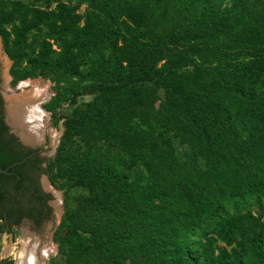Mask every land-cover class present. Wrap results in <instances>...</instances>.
<instances>
[{
  "label": "trees",
  "instance_id": "16d2710c",
  "mask_svg": "<svg viewBox=\"0 0 264 264\" xmlns=\"http://www.w3.org/2000/svg\"><path fill=\"white\" fill-rule=\"evenodd\" d=\"M45 1L0 0V35L13 84L87 81L47 166L65 198L85 191L65 205L57 264H264V209L245 207L264 199V0ZM1 104L6 168L22 150Z\"/></svg>",
  "mask_w": 264,
  "mask_h": 264
},
{
  "label": "rangeland",
  "instance_id": "374dc122",
  "mask_svg": "<svg viewBox=\"0 0 264 264\" xmlns=\"http://www.w3.org/2000/svg\"><path fill=\"white\" fill-rule=\"evenodd\" d=\"M25 2L33 3V5L44 7L46 6L45 0H24ZM48 7L52 8L55 6L56 2L54 0H48ZM70 6H74L76 11L81 14L94 13L96 10L91 7L87 2L81 0H63ZM10 31V36H13L12 26L6 24L5 26ZM33 32L28 35L26 40L29 43L28 56L31 54L30 50H32V42ZM26 60L22 62V65H26ZM12 65L11 58L5 52L2 39L0 35V94L5 99L8 97H15L19 99H27L29 95L32 93V86L37 85L39 88H44L49 96L46 98L45 102H42L41 108L45 110L46 117L43 119L44 124L47 126V131L42 134L41 138L44 136H48L50 143L46 148H50L47 155V162L49 165L50 161L53 160L55 155L54 145L56 140L63 132V120L64 117L69 115L74 107L73 104L69 101L70 93L73 90L84 89L87 81L85 78L80 76L73 75L71 73H66L61 70H57L54 72H49L45 76L36 75V76H28L24 79H20L16 81V83H12V75L10 74V67ZM27 97V98H26ZM93 98V94H88L86 92L77 96L76 101L78 104L89 101ZM60 139V137H59ZM42 142V141H41ZM175 153L182 159L183 153L185 151H189L186 145H181L177 140H174ZM57 148V147H56ZM48 173V172H47ZM51 173L55 174V169L51 170ZM49 177V174H48ZM45 180L46 177L44 176ZM50 180V179H49ZM53 184V193L55 195V202L57 208L55 209V220H54V229L53 233H48V237H45L50 244V251L44 257L42 264H57L63 261V256L59 253V245L57 242L56 231L60 226V222L62 221L65 205L68 203L73 206L74 198L80 194H83L85 191L80 187H70L67 190V197L65 198L64 192L66 189V181L65 179L57 178ZM65 184V185H64ZM55 206V207H56ZM245 207L250 209L254 214L259 213L261 209H264V199L261 200L260 204L255 202L254 200L249 201L245 204ZM28 233L25 229H23L22 234L18 235L19 232L17 230L13 231V234L0 233V264H14V260L16 262L17 252L21 249V238L23 235ZM32 234V233H31ZM34 234V233H33ZM22 246V245H21ZM16 264V263H15Z\"/></svg>",
  "mask_w": 264,
  "mask_h": 264
},
{
  "label": "flooded vegetation",
  "instance_id": "af4514ba",
  "mask_svg": "<svg viewBox=\"0 0 264 264\" xmlns=\"http://www.w3.org/2000/svg\"><path fill=\"white\" fill-rule=\"evenodd\" d=\"M0 98L4 119V98L1 94ZM14 136L22 156L8 164V172H0V189L8 196L4 204H0V233L13 234L17 230L21 235L25 229L29 236L32 233L44 241L51 230L53 233L55 209L59 205L57 202L54 204V188L47 173V155L51 147H46L50 140L44 136L39 145L29 146Z\"/></svg>",
  "mask_w": 264,
  "mask_h": 264
},
{
  "label": "bare ground",
  "instance_id": "6f19581e",
  "mask_svg": "<svg viewBox=\"0 0 264 264\" xmlns=\"http://www.w3.org/2000/svg\"><path fill=\"white\" fill-rule=\"evenodd\" d=\"M49 93L37 85L32 86V93L27 99L8 97V118L17 133L24 141L41 143L42 134L47 131L43 119L46 112L41 108ZM21 249L17 252L16 264H42L44 257L50 251L48 240L40 241L35 235L26 232L21 238Z\"/></svg>",
  "mask_w": 264,
  "mask_h": 264
},
{
  "label": "water",
  "instance_id": "95a60500",
  "mask_svg": "<svg viewBox=\"0 0 264 264\" xmlns=\"http://www.w3.org/2000/svg\"><path fill=\"white\" fill-rule=\"evenodd\" d=\"M16 85H17V83H16L14 86H12V87L15 88ZM4 122H5V124L7 125L9 132H11V133H13L14 135H16L17 137H19V139H20L24 144H27V145H29V146H37V145L40 144V143H38V142L35 143V144H32V143H29V142L24 141L23 138L20 136V134L17 133V132L15 131V129L12 127V125H11V123H10V121H9V118H8V100H7L6 98L4 99ZM60 135H61V133H60ZM59 137H60V136H59ZM59 137L57 138L56 143H55V145H54V152H55L56 147H57V145H58V143H59ZM0 172H2V173H6V172H8V171H7L6 168H1V167H0Z\"/></svg>",
  "mask_w": 264,
  "mask_h": 264
}]
</instances>
